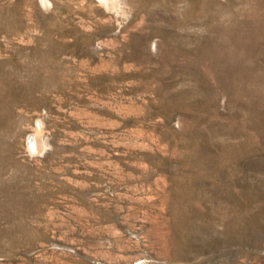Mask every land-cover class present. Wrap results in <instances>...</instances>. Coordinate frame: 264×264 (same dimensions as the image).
Returning <instances> with one entry per match:
<instances>
[{
    "label": "rangeland",
    "instance_id": "rangeland-1",
    "mask_svg": "<svg viewBox=\"0 0 264 264\" xmlns=\"http://www.w3.org/2000/svg\"><path fill=\"white\" fill-rule=\"evenodd\" d=\"M51 2L0 0V264H264V0Z\"/></svg>",
    "mask_w": 264,
    "mask_h": 264
},
{
    "label": "clouds",
    "instance_id": "clouds-1",
    "mask_svg": "<svg viewBox=\"0 0 264 264\" xmlns=\"http://www.w3.org/2000/svg\"><path fill=\"white\" fill-rule=\"evenodd\" d=\"M40 6H41V10L47 14L49 13L52 8H53V4L51 2V0H39ZM96 3L98 6L100 7H104L105 9H107L108 6V0H96ZM117 8L119 7V5L116 6ZM153 53L155 54V46H153L152 48ZM26 152L28 153V155L31 157L33 155H35V152L32 148H30L27 144H26ZM41 156H43V152L40 153Z\"/></svg>",
    "mask_w": 264,
    "mask_h": 264
},
{
    "label": "bare ground",
    "instance_id": "bare-ground-1",
    "mask_svg": "<svg viewBox=\"0 0 264 264\" xmlns=\"http://www.w3.org/2000/svg\"><path fill=\"white\" fill-rule=\"evenodd\" d=\"M112 0H108V4L111 3ZM114 1V0H113ZM34 141V140H33ZM80 250V249H79ZM66 254V253H65ZM63 255V254H61ZM67 256V255H66ZM70 262L68 264H82L83 259L86 261V258H84V255L81 254L80 251L77 252H71L68 254ZM59 262V261H58ZM67 262V261H66ZM84 263V262H83Z\"/></svg>",
    "mask_w": 264,
    "mask_h": 264
}]
</instances>
